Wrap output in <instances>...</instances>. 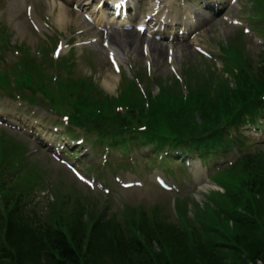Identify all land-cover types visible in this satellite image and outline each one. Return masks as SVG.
<instances>
[{
	"label": "rangeland",
	"instance_id": "obj_1",
	"mask_svg": "<svg viewBox=\"0 0 264 264\" xmlns=\"http://www.w3.org/2000/svg\"><path fill=\"white\" fill-rule=\"evenodd\" d=\"M248 2L249 6H236L239 9L238 13H235V18L241 17L249 20L255 16V11H258V3L256 0H248ZM29 3L36 9L48 10L46 1H30ZM4 10L5 13L1 21L9 25L10 31L14 32L7 21L8 13L6 9ZM231 15H234V12H229L228 16ZM72 18L74 19L73 24L67 27H78L82 32L89 30L86 26L81 27L82 20L76 16ZM222 19L225 20L223 17L209 22L208 25L205 24L201 32L204 36L199 38V44L213 49L217 53L213 56L218 59V55H221L224 62L227 60V56L221 53L222 50L231 51L232 54L238 52L244 61H241L240 67L238 62L235 63L233 67L236 70H233L230 75H226V70L221 71L223 69L222 61L217 64L210 61L205 62L197 54L195 57L185 60L176 57L174 64L178 77L169 69L166 56L161 58L162 63L156 62L153 67L151 63L152 73L147 70L150 65H148V57L145 56L142 58L143 65L134 56L129 68H123L122 71H128L127 74L130 77L135 75L134 71H136L144 74L143 76L146 74L149 80L156 79L158 83L168 82L172 84L168 88L173 90L174 85L177 84L176 78L183 81L184 85L186 82L193 83V80H189L192 73H196V79L200 75L208 79L213 72L220 73L221 77L224 78L221 81L233 83L235 80L240 82L241 79H245V70L248 69V77H250L248 86L258 88L264 77V39L251 21H246L238 27L227 25ZM41 20L46 22L44 18ZM246 28L250 29L249 34L244 32ZM27 31L25 39L22 40L19 37L20 40L29 42L31 47L38 46V44L44 46L42 36L32 31L28 21ZM30 34L33 36L32 39H30ZM235 35L239 37V41L235 39ZM92 36L93 34H89L87 39L92 38ZM31 53L37 55L33 48ZM21 58L23 55L20 53L19 59ZM9 59L14 61L16 56L9 54ZM259 66L262 68L259 69ZM239 70L241 72H238ZM10 71L7 72L10 73ZM110 71L105 54H100L92 65L85 61L80 64L75 74L91 77L101 84L102 81L112 76ZM4 76H7L13 85L15 78L11 75ZM54 76L56 80L57 76ZM78 76L75 75V77ZM55 80L52 81L53 86L56 83ZM23 83L27 84V80ZM49 85L51 86V83ZM35 86L40 87L36 84ZM119 87L120 85L116 88L115 93ZM215 89L220 91L219 87ZM215 89H212L207 95L198 96L193 104L175 106L173 104L171 107L165 108V116L158 123L159 129L162 131L174 129L183 134L192 133L218 124L221 119L229 117L230 115L224 111V93L218 99V92ZM156 90L157 88H155ZM171 90L169 91L172 95H179L178 89L174 90L175 92ZM11 103L8 99L0 101L1 106L7 107L1 110L7 119L16 121L23 118V121L28 125L29 122L25 116L30 118L36 114L38 116L36 120L39 122L29 131L24 130V133L13 130L11 127L9 129L8 127L0 128V138L11 134L18 140H22V143L24 142L25 149L26 145L28 148L31 145L32 153L35 156H32L29 166L25 169L36 167L42 171L44 182L41 183V186L45 188V190L40 191L42 206L47 201L53 200L56 189L77 198L71 204H58V208L63 212L59 215L58 220L60 228L72 237L73 242L78 244L79 250L84 252L83 264H142V262H153L147 258L146 250L155 260L157 259L156 264H264L263 164H255L252 161L239 164L220 178L223 183L222 189H203L202 192L191 198L193 199L191 203H185L180 199L177 201L178 204H174L170 194L160 193L151 183L145 189L134 188V190L126 191L115 182V177H112L109 199L100 197L99 192L89 195L85 185L77 182L69 173L65 174L61 167L54 164L46 152V147H42L40 144V141L50 133L48 139L52 141V144L63 146L65 142H68L72 145L70 151H74L76 141L67 139L65 130L53 121V118L56 120L57 118L43 109L28 106L26 103L21 107L20 103L16 105ZM251 106L250 104L244 108ZM238 110L239 108H236L234 113ZM56 126L59 128L60 134L52 131V128ZM79 150L82 152L85 148ZM66 154L72 158L70 153ZM12 155L22 157V154L16 150H12ZM0 158L2 159L1 155ZM152 178L151 176L150 180ZM20 190V177L10 181L7 176H0V247L4 246L11 251L15 258L12 264H44L45 244L43 239L46 222L23 219L16 212L10 216L8 205L6 206L4 200L5 198L11 203L20 193ZM42 192L47 195L45 200ZM34 197L35 195L33 200H35ZM86 200L92 203L89 206H84ZM195 204L200 205L196 207ZM125 205L142 207L148 211L138 209L129 211V215H125V218L121 219L118 216L121 215ZM106 215L113 216V219L107 218ZM128 236H137L141 240L143 247H145L142 253L138 252L141 248L138 249V246L130 241ZM150 237L159 238V241ZM83 238H85L84 243L81 241ZM119 239H124L126 247L123 246V243L121 244ZM86 245L89 246L87 250H85Z\"/></svg>",
	"mask_w": 264,
	"mask_h": 264
},
{
	"label": "bare ground",
	"instance_id": "obj_2",
	"mask_svg": "<svg viewBox=\"0 0 264 264\" xmlns=\"http://www.w3.org/2000/svg\"><path fill=\"white\" fill-rule=\"evenodd\" d=\"M25 1L26 0H20V1H15L14 3L10 4L9 9H11V12L13 14L17 13V12H22L24 11L25 8ZM69 2L62 0V4L59 5V9H58V13H56V8L52 6V11L51 13H53V16L55 17V15H57L56 19V24L57 27H63L64 25H68L71 23L72 18H69V12H70V8L68 7ZM32 20H34V22L37 24H40L39 20L36 19V15H35V10H32ZM14 28L17 29V31L20 34H24V30L22 29V26L19 24H15ZM124 32V31H122ZM110 42L112 44L113 47H115V49L118 50V52H123L125 55H129V53H133L136 55L138 60H142L141 56H140V48L142 43L144 42V40H141V38L138 36L137 33H133L130 31H127V34H116L115 36L110 37ZM235 39H237V41H239V37L237 35H235ZM129 47V49H128ZM148 48H149V53L151 54V58L154 60H162V56L165 53V49L163 46L154 43L153 41L148 42ZM174 52L175 50L177 51V53L180 55V58L183 60L185 59H190L189 55L191 56L192 51H191V46L189 44H184L183 46H173ZM196 76H194L193 78H195ZM196 79V78H195ZM197 80V79H196ZM103 86L110 91H113L116 88L117 83L115 82L114 78L112 76H110L107 80H104L103 82Z\"/></svg>",
	"mask_w": 264,
	"mask_h": 264
},
{
	"label": "trees",
	"instance_id": "obj_3",
	"mask_svg": "<svg viewBox=\"0 0 264 264\" xmlns=\"http://www.w3.org/2000/svg\"><path fill=\"white\" fill-rule=\"evenodd\" d=\"M263 86H264V77H263V82L260 84L259 87H263ZM249 90L250 88H246L245 90L243 89V92L238 99L241 98L248 99L252 95ZM254 90L257 89L255 88ZM179 103H185V102H183V100H179L178 102H175L174 106L178 105ZM177 134L181 135L180 133ZM53 220H55V222L48 223L47 227L45 228L47 237H44L43 239V243L45 244V248L43 252L45 259L44 264H83L82 260L84 257V252H81V250H79L78 244L77 243L75 244L73 242L74 239L72 237L68 236L65 231L60 229V223L58 218L53 217ZM150 238L159 241V238L156 237H150ZM84 239L85 238L81 240L82 243L85 242ZM129 239L130 241L134 242L136 246H138V249L141 248L140 250H138V252L142 253L145 247H143L141 240L136 237H130ZM89 240L91 239L89 238ZM120 241L121 244L123 243V246L126 247L124 244L125 241L123 240ZM12 260H14V257L12 256L11 252L7 250L4 246L0 247V263L10 264Z\"/></svg>",
	"mask_w": 264,
	"mask_h": 264
},
{
	"label": "snow or ice",
	"instance_id": "obj_4",
	"mask_svg": "<svg viewBox=\"0 0 264 264\" xmlns=\"http://www.w3.org/2000/svg\"><path fill=\"white\" fill-rule=\"evenodd\" d=\"M233 2H235V0H233ZM237 23H238V21H237ZM141 30H143V29H141ZM245 31L248 32V31H250V29H247V28H246ZM113 64H115V60H113ZM119 70H120L119 67H117V68H116V71L118 72ZM66 119H67V118H66ZM77 175L80 176L79 173H77ZM80 179H84L83 176H80Z\"/></svg>",
	"mask_w": 264,
	"mask_h": 264
}]
</instances>
